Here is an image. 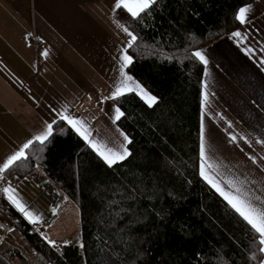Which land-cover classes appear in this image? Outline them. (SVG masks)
<instances>
[{"label":"trees","instance_id":"trees-1","mask_svg":"<svg viewBox=\"0 0 264 264\" xmlns=\"http://www.w3.org/2000/svg\"><path fill=\"white\" fill-rule=\"evenodd\" d=\"M253 1L155 0L136 18L115 11L136 37L128 72L155 102L135 91L114 98L130 142L111 166L64 120L25 150L0 188L14 174L54 181L79 210L83 247L54 249L0 198L12 226L0 264H260L250 226L200 174L205 65L193 55L237 31L238 10Z\"/></svg>","mask_w":264,"mask_h":264},{"label":"crops","instance_id":"crops-1","mask_svg":"<svg viewBox=\"0 0 264 264\" xmlns=\"http://www.w3.org/2000/svg\"><path fill=\"white\" fill-rule=\"evenodd\" d=\"M116 3L0 0V161L28 141L35 142L49 124L53 129L58 120L68 123L62 116L83 122L87 140L68 124L99 155L125 151L129 140L116 123L119 108L112 94L117 86L123 94H140L143 88L128 72L130 64L124 73L131 80L125 83L121 76V56H129L131 38L115 14ZM245 6H250L247 22L235 31L240 37L231 34L199 50L207 60L200 165L226 192L231 185L264 200V0ZM29 34L42 45H31L26 40ZM3 177L4 172L0 181ZM40 182L11 175L0 188V198L8 200L3 189L11 187L26 209L38 216L52 207L48 197L37 199L43 197L36 194Z\"/></svg>","mask_w":264,"mask_h":264},{"label":"snow or ice","instance_id":"snow-or-ice-1","mask_svg":"<svg viewBox=\"0 0 264 264\" xmlns=\"http://www.w3.org/2000/svg\"><path fill=\"white\" fill-rule=\"evenodd\" d=\"M155 3V0H117L116 7L120 8L123 7L126 9L130 15L133 18L139 17L142 12H144L146 9H148L152 4ZM250 11V6L241 7L238 10V13L236 15V19L241 23L244 24L247 22V13ZM125 32H127L128 36L131 38L129 42V47H131V42L136 40V37L132 35V33L128 32V30L125 28ZM234 37H240V32L233 33ZM44 55H47L45 52ZM193 55L202 63L207 64V60L205 59V56L197 51L193 53ZM121 60L123 61L121 65V76L125 77V83L129 80H131V77H127L124 73V68L128 66L132 62V58L128 56L127 54L121 56ZM137 88H139V85H136ZM140 94L146 99V101L149 104H152L155 102V97L149 96L147 93L143 92V89H140ZM123 95V90L120 86H117L116 91L112 94L113 98ZM206 99V97H205ZM118 115L116 116V119H119L120 115H123V113H120L117 109ZM63 119L67 120L70 125L73 126V128L76 129L77 132H79L85 140L88 139V135L86 134V128L82 131L83 128V122L78 120L70 119L67 116H62ZM81 125V127H76L77 125ZM52 133V125L49 124L47 126V130L35 137V140L38 141L40 144H44L45 141L48 139V137ZM127 140V137H125ZM235 139V138H234ZM130 142V141H129ZM91 143V142H90ZM32 144V141H28L23 145L20 151L14 153L10 157L7 158L6 161H0V173L5 172L8 170L15 162L20 161L21 159H26L25 156V149H28L30 145ZM93 147H96L95 144H93ZM100 154L103 156L105 161L111 166L112 164L116 163L118 160L125 159L129 153L125 149V151L122 154H115V153H109V155H105L104 152H100ZM201 156L203 158L204 156V149L203 146L201 147ZM253 163H256L254 158H251ZM201 176L209 183L213 188L216 189L217 192L220 193L221 196L224 197V199L227 201V203L231 206V208L239 214V216L250 226L251 230L254 233V237L256 238V242L259 245L258 251L261 254H264V200H262L259 197L256 198H250L248 195H245L240 191V189L236 188L233 189L231 185H229V191H225L224 188L221 186L220 183H217L213 178H210L206 172H205V165L202 163L201 165ZM3 192L7 194L8 200L15 206L17 209L24 214L26 219L29 220L30 223L36 224L39 223L40 217L37 215H34L31 211L26 209V206L23 205L15 195V190L11 187H6L3 189ZM50 243H55L51 242ZM83 247V245H81ZM253 259H256L257 257L253 256ZM260 264H264V259L260 261Z\"/></svg>","mask_w":264,"mask_h":264},{"label":"rangeland","instance_id":"rangeland-1","mask_svg":"<svg viewBox=\"0 0 264 264\" xmlns=\"http://www.w3.org/2000/svg\"><path fill=\"white\" fill-rule=\"evenodd\" d=\"M144 93H147L145 90H143ZM148 94V93H147ZM149 95V94H148ZM127 147L125 146V149ZM49 190L51 193H53L55 196L58 195V191L54 189L53 186H49ZM61 192V191H60ZM41 194L43 196L42 198H37L38 200L41 201H48L46 198V195L43 193L42 189L37 190L36 194ZM63 198H56L61 201L59 205V210L58 212V218L54 222L56 224H53L50 227L49 232L51 231V236L48 235L47 231H45L46 236L53 240V241H59V242H70L71 240H74L79 244V247H81L82 243L80 241V220H79V210L77 206L69 200L64 193ZM36 199V198H32ZM50 202V200H49ZM40 203V201H39ZM38 203V204H39ZM49 209L51 208L50 205L48 206ZM1 214V213H0ZM1 216L8 222V220L1 214ZM9 223V222H8ZM10 227L11 224L9 223ZM47 229V228H46ZM13 230V229H11ZM57 243H54V247L57 248Z\"/></svg>","mask_w":264,"mask_h":264},{"label":"built area","instance_id":"built-area-1","mask_svg":"<svg viewBox=\"0 0 264 264\" xmlns=\"http://www.w3.org/2000/svg\"><path fill=\"white\" fill-rule=\"evenodd\" d=\"M26 40L31 44L34 45L36 47H39L42 45V42L40 39L38 38H34V36L32 34H29L26 36ZM47 184L49 185H53L55 188L58 189L59 193L58 195L54 196L52 195V193L50 192L49 188L47 187ZM40 188L42 189L43 193L46 195V197H48V199L51 201L52 207L48 210H44V211H40L38 216L40 217V221L39 223L33 224L30 223L32 229L35 230L38 234H40L42 236V238L50 245L52 246L54 249L59 250L61 249L63 246L66 245H74V246H79V244L77 242H75L74 240H71L70 242H59V241H53L51 239H49L46 236V228H48L49 226H51L58 218V210H59V205L61 203V201L59 202L58 199L56 198H63V191L59 189V187L54 183V181H52L51 179H45L42 180L39 184ZM61 191V192H60ZM51 242H56L57 243V248L54 247L53 243Z\"/></svg>","mask_w":264,"mask_h":264},{"label":"water","instance_id":"water-1","mask_svg":"<svg viewBox=\"0 0 264 264\" xmlns=\"http://www.w3.org/2000/svg\"><path fill=\"white\" fill-rule=\"evenodd\" d=\"M10 230L9 223L0 214V241L4 239Z\"/></svg>","mask_w":264,"mask_h":264},{"label":"bare ground","instance_id":"bare-ground-1","mask_svg":"<svg viewBox=\"0 0 264 264\" xmlns=\"http://www.w3.org/2000/svg\"><path fill=\"white\" fill-rule=\"evenodd\" d=\"M49 186H51V185L47 184V187H48V188H49ZM52 186H53V185H52ZM53 187H54V186H53ZM54 189L58 191L57 188L54 187ZM58 192H59V191H58ZM52 195H54V194L52 193ZM54 196H55V195H54Z\"/></svg>","mask_w":264,"mask_h":264}]
</instances>
